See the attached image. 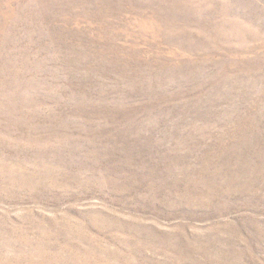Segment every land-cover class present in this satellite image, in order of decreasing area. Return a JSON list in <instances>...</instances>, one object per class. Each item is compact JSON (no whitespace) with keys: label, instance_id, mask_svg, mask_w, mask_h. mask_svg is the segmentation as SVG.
<instances>
[{"label":"rangeland","instance_id":"1","mask_svg":"<svg viewBox=\"0 0 264 264\" xmlns=\"http://www.w3.org/2000/svg\"><path fill=\"white\" fill-rule=\"evenodd\" d=\"M0 264H264V0H0Z\"/></svg>","mask_w":264,"mask_h":264},{"label":"bare ground","instance_id":"2","mask_svg":"<svg viewBox=\"0 0 264 264\" xmlns=\"http://www.w3.org/2000/svg\"><path fill=\"white\" fill-rule=\"evenodd\" d=\"M59 3V2H58ZM173 3V2H172ZM175 5V4H174ZM161 6V5H160ZM171 164V163H170ZM208 176V175H207ZM233 238V237H232ZM142 248H143V246H142ZM137 255V254H136ZM211 255V254H210ZM222 259V258H221Z\"/></svg>","mask_w":264,"mask_h":264}]
</instances>
